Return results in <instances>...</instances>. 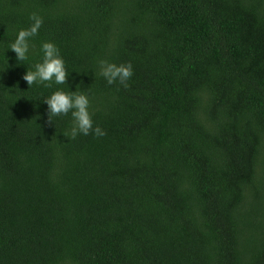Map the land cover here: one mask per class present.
<instances>
[{
    "label": "trees",
    "instance_id": "obj_1",
    "mask_svg": "<svg viewBox=\"0 0 264 264\" xmlns=\"http://www.w3.org/2000/svg\"><path fill=\"white\" fill-rule=\"evenodd\" d=\"M45 40L70 76L29 88ZM0 77V264H264V0H0ZM77 84L106 135L49 122Z\"/></svg>",
    "mask_w": 264,
    "mask_h": 264
},
{
    "label": "clouds",
    "instance_id": "obj_2",
    "mask_svg": "<svg viewBox=\"0 0 264 264\" xmlns=\"http://www.w3.org/2000/svg\"><path fill=\"white\" fill-rule=\"evenodd\" d=\"M29 20L31 21L30 25L27 28L19 29L15 39L9 45L8 50L15 54V60L18 64L29 59L32 39L38 35L44 23L43 16L37 12H32ZM40 52L42 53L41 59L35 62L31 68L26 67L22 76L29 88L34 84H44L49 88L53 84H67L70 75L57 44L50 40L42 41ZM7 64L9 67L8 57ZM98 67L99 75L104 78L108 85L118 84L124 88L129 87V81L134 75V67L130 61L116 63L101 59L98 61ZM42 102L47 106L46 112L49 122H51L52 117L70 115V127L65 133L67 138L75 140L78 136H88L89 134L96 137L106 135L105 130L95 124L93 113L90 110L89 94L82 89L81 85L77 84L75 91L56 88Z\"/></svg>",
    "mask_w": 264,
    "mask_h": 264
}]
</instances>
